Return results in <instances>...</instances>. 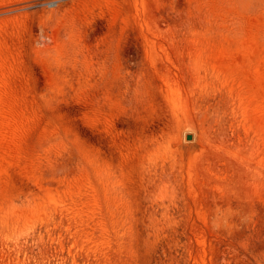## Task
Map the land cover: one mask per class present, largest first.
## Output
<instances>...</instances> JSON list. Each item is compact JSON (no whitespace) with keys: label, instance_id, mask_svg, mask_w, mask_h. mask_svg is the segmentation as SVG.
Here are the masks:
<instances>
[{"label":"rangeland","instance_id":"1","mask_svg":"<svg viewBox=\"0 0 264 264\" xmlns=\"http://www.w3.org/2000/svg\"><path fill=\"white\" fill-rule=\"evenodd\" d=\"M0 264H264V0H0Z\"/></svg>","mask_w":264,"mask_h":264},{"label":"water","instance_id":"2","mask_svg":"<svg viewBox=\"0 0 264 264\" xmlns=\"http://www.w3.org/2000/svg\"><path fill=\"white\" fill-rule=\"evenodd\" d=\"M186 137L187 138H191V134H186Z\"/></svg>","mask_w":264,"mask_h":264},{"label":"bare ground","instance_id":"3","mask_svg":"<svg viewBox=\"0 0 264 264\" xmlns=\"http://www.w3.org/2000/svg\"><path fill=\"white\" fill-rule=\"evenodd\" d=\"M191 137H192V135H191Z\"/></svg>","mask_w":264,"mask_h":264}]
</instances>
